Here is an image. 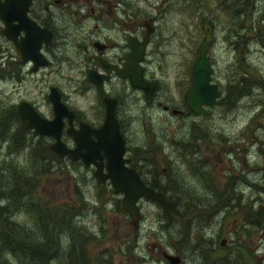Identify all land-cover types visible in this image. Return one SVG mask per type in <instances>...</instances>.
<instances>
[{"label": "rangeland", "instance_id": "374dc122", "mask_svg": "<svg viewBox=\"0 0 264 264\" xmlns=\"http://www.w3.org/2000/svg\"><path fill=\"white\" fill-rule=\"evenodd\" d=\"M119 1L104 0V7L117 9L121 19L136 9L141 32L143 22L155 18L157 50L148 57L147 69L173 107L179 108L190 88L191 67L205 40L211 42L206 50L211 81L231 100V106L214 105L208 116H174L137 93L138 99L119 103L124 157L143 178L159 177L161 185H169L166 195L181 217L166 216L156 203L141 199L140 221L133 229L109 182H96L93 167L80 161L56 158L48 149L52 139L34 137L14 115L24 100L51 119L46 96L54 86L79 118L93 125L101 121V102L85 79L80 54L67 42L61 45L60 62L51 60L34 72L23 66L19 81L0 85V165L6 166L0 173V194L12 185L13 175L24 174L25 191L33 176V200L39 208L47 204L67 211L64 232L56 238L59 245L65 250L71 234L75 246L107 264H170L163 253L179 256V264H232L238 255L248 257L249 264H264V216L254 215L250 196L255 193L250 195L246 186L264 178V0ZM224 96L218 100L223 97L225 104ZM188 137L191 148L186 149ZM67 139L62 138L71 147ZM151 158L159 171L156 177ZM233 190L244 194L234 198ZM27 208L16 212L17 220L31 226L34 219ZM245 212L251 213V224H244ZM221 239L225 244L219 248Z\"/></svg>", "mask_w": 264, "mask_h": 264}, {"label": "flooded vegetation", "instance_id": "af4514ba", "mask_svg": "<svg viewBox=\"0 0 264 264\" xmlns=\"http://www.w3.org/2000/svg\"><path fill=\"white\" fill-rule=\"evenodd\" d=\"M117 2L120 1L117 0ZM202 7L204 6L202 5ZM7 14L10 21L6 26L5 18ZM140 23L139 13L136 9L132 10L129 18L121 19L117 9L112 10L111 8L104 7V0H0V85H2L6 80L11 84L19 81L21 79V68L23 66H27L29 72H34L39 68L49 65L51 60L52 62H60L61 45L67 42L73 46L72 48L76 54H80L81 62L84 63L85 79L89 83V88L92 90V93L97 99H99L102 106L101 121L95 125L87 123L79 118L76 115V112L70 109L66 102L62 100L58 88L49 86L48 92L52 87L55 88L58 92L60 101L73 112L74 117L72 119V125L74 127H77L79 122H84L92 128L98 127L104 118V98H110L115 100L114 115L118 123L119 132L123 137L122 125L117 116V108L119 103L124 102L129 97L138 99L135 93L139 94L145 103L155 102V105L162 112H169L174 116L189 115L192 111L188 109L186 103L188 90L181 99L179 108L173 107L172 103L167 101V99H164L158 92L157 81L147 69L148 57L151 53L157 50L155 38L158 36V33L154 27L155 18L148 17L147 20L143 22L144 30L142 32ZM146 24H148L147 26L149 27V31L146 33V39L140 53L141 59L138 61V66L140 68L142 78L146 81H151L154 84V89L148 99L144 98V93L141 89L133 88L127 78L121 77L114 71V67H122L125 55L130 52L128 40L134 41L137 45L140 44L146 32ZM206 41H208V45L206 46L205 54L211 43L210 40H205L204 42ZM20 43L26 44V47L33 45V50L37 47L36 60L44 63L34 66V59L32 58L22 60V57L20 56L21 51L18 46ZM207 58L211 64L208 56ZM104 64L109 67L108 71L104 69ZM88 74H91L92 77L90 76V78H94L96 81L99 79V86L94 81L89 80ZM117 83L120 84L118 87H116ZM216 85L219 97L221 94L223 96L225 95L224 98H227L228 101L224 99V104L221 102L223 97L220 100H218V97L214 105H217L220 102L223 107L231 106V100L226 95L224 89L221 85ZM27 103L32 106L34 111L39 116L43 117L32 103ZM17 105L15 106L14 115L21 122L16 111ZM164 106H167V108H164ZM212 107L209 108V113ZM172 110H175L176 112L172 114ZM64 123H66L65 119ZM259 127L263 126L259 125ZM26 130L29 133H33V131L27 128ZM192 134L193 133L191 132V135ZM33 135L36 138L41 136L35 135L34 133ZM194 135L197 136L196 133H194ZM65 136H67V140L71 139L63 130L61 137L65 138ZM48 138L50 139V137ZM262 140V151L264 152V133L262 134ZM184 148H191L189 137L184 145ZM191 153L193 154L196 152L191 151ZM127 165L132 167L137 172L146 185H148V182H151L150 179L147 180L142 177L139 169L130 164V160ZM262 180L251 183L244 180L245 183L248 182L246 186L250 195L255 193L253 198L250 196V207L256 216H264V178H262ZM233 191L232 195L234 194V198H236V196L240 197V195L244 194L243 190H240L239 192L236 190ZM247 199L248 198L245 197V200ZM214 206L216 208L219 205L216 206V203H214ZM252 206L254 207L252 208ZM217 213L218 210L213 212L214 216H216ZM242 217L244 224H251L252 221L248 218L251 217L250 212H245L242 214ZM224 244L225 240L221 239L219 241V248H222ZM233 248L236 249L237 246H233ZM216 255L219 257L221 255V250H217ZM177 257V264H179L180 257ZM231 263L249 264V259L248 257L238 255L235 256V259Z\"/></svg>", "mask_w": 264, "mask_h": 264}, {"label": "water", "instance_id": "95a60500", "mask_svg": "<svg viewBox=\"0 0 264 264\" xmlns=\"http://www.w3.org/2000/svg\"><path fill=\"white\" fill-rule=\"evenodd\" d=\"M9 21L7 14L6 26ZM147 25L139 45L128 40L130 52L125 55L122 67H114V71L121 77L127 78L133 88L143 91L145 99L150 97L154 89V84L151 81L142 78L138 66L146 33L149 31ZM262 38L264 40V30ZM25 45L22 43L18 45L22 60L32 58L34 59V66L43 64L44 62L36 60L37 47L33 50V45L28 47ZM207 45L208 41L204 42L198 49L197 57L191 67V85L186 95L188 109L195 114L205 116L209 114V108L215 104L219 97L217 85L211 81L212 67L205 54ZM104 69L108 71L109 67L104 64ZM90 76L91 74H88L89 80L94 81L99 86V79L96 81ZM47 99L52 107L53 116L51 119L39 116L32 106L25 101L17 105L16 111L23 126L33 131L35 135L51 137L52 142L48 148L57 158L80 161L85 166L93 167L92 175L95 181L98 183L109 182L112 191L121 195L120 208L128 216L133 229L137 228L141 217L137 205L141 199L156 203L166 216H181L173 201L168 199L163 192L146 185L137 172L127 165L129 159L124 157L125 142L115 119L114 99L104 98V118L102 123L95 128L84 122H79L77 127H74L72 125L73 112L60 101L55 88L52 87L49 90ZM175 112V110L171 111L172 114ZM64 119L66 123H64ZM63 130L71 138L73 144L71 147L62 140ZM163 257L170 264L178 263V257L175 255L163 253Z\"/></svg>", "mask_w": 264, "mask_h": 264}, {"label": "trees", "instance_id": "16d2710c", "mask_svg": "<svg viewBox=\"0 0 264 264\" xmlns=\"http://www.w3.org/2000/svg\"><path fill=\"white\" fill-rule=\"evenodd\" d=\"M153 159L148 162L153 167L151 173L156 177L159 171ZM5 169V165H0V173H4ZM23 175V173L13 175L12 185L6 188V192L0 194V200L5 198L6 201L0 204V264H107L88 250L75 246L71 234L67 237L70 242L65 250L59 245L56 238L59 240V235L64 232L61 224L67 211L47 204H43L44 208H39L38 203L33 200V186L36 181L33 180V176L27 178L29 187L25 191ZM151 179L147 184L166 195V191L170 189L169 185H161L159 177L158 180L154 177ZM168 180L166 178V182L169 183ZM21 189L25 193L20 192ZM167 198L170 199L169 196ZM25 205L28 206L27 213L34 219L31 226L17 220L16 212Z\"/></svg>", "mask_w": 264, "mask_h": 264}, {"label": "bare ground", "instance_id": "6f19581e", "mask_svg": "<svg viewBox=\"0 0 264 264\" xmlns=\"http://www.w3.org/2000/svg\"><path fill=\"white\" fill-rule=\"evenodd\" d=\"M245 83V82H244ZM247 84V83H246Z\"/></svg>", "mask_w": 264, "mask_h": 264}]
</instances>
